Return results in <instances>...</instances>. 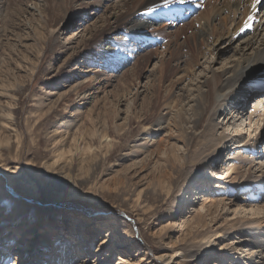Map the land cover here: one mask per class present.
I'll use <instances>...</instances> for the list:
<instances>
[{"label": "rangeland", "instance_id": "374dc122", "mask_svg": "<svg viewBox=\"0 0 264 264\" xmlns=\"http://www.w3.org/2000/svg\"><path fill=\"white\" fill-rule=\"evenodd\" d=\"M141 1L0 0V141L6 145L0 148L4 150L0 152V229L3 228L0 254L7 255L11 249V258L17 260L18 253L22 256L20 249L27 246L38 249L43 236L51 232L57 238L53 257L44 258L50 264L71 261L70 256L61 252L66 237L81 246L77 251L85 249L80 253L84 264H117L119 259L121 264L139 261L161 264L156 256L167 245L165 240L182 248L192 239V234L213 226L216 216H222L218 224L223 223L239 217L232 212L233 208L243 207L250 199L256 201V197L250 198V192L241 189L238 181L234 186L228 184L225 170L232 163L230 154L235 150L231 147L251 140L260 123L264 139V120H261L264 94L257 96L253 91L242 108L243 117L235 115L234 108L222 109L225 114L218 118L222 125L216 136L220 150L193 174L180 178L169 188L153 214H145L144 208L135 206L122 209L103 194L104 188H131L135 193L143 190L145 197L149 173L158 168L154 162L158 158L159 142L177 141L175 128L169 130L168 120L176 108L173 84L183 74L180 70L188 57L184 53L187 48L177 52V47L186 42L185 36H191L190 45L198 51L202 66L207 61L202 56L204 53L208 56L209 42L199 33L201 7L191 14V6H182L178 0L177 9L184 10L188 18L183 19L176 12L169 21L172 23L167 24L163 13L153 11L146 13L149 21L145 24L132 29L123 24L114 28L122 21L120 18L135 15ZM191 2L189 5H196L195 1ZM228 21L230 25V18ZM220 26L221 21L217 20L211 28ZM218 45L229 46L223 40ZM160 59L170 60L168 76L159 82L162 85L150 73L154 66H159ZM197 66L192 68L197 76L201 72L206 76L207 72L202 71L204 66ZM259 97L263 104L258 106V115L245 127L249 116L246 113L257 108ZM225 115L230 116L225 119ZM160 120L167 121L159 125ZM125 122L128 126L118 135L115 126H124ZM5 124L8 125L3 128ZM238 125L245 127L242 135L232 134L229 138L232 128ZM104 132L115 144L108 152L102 144ZM9 136L11 143L7 146ZM74 136L79 139L78 147H74L78 149L74 172L81 165L78 160L81 150L87 147L99 152L98 159L91 162L99 166H94L96 170H92L89 181L66 185L53 171L47 172L44 163L53 159L57 149H69ZM225 143L230 148L228 151ZM261 161L264 163V158L258 160ZM192 178L195 183L187 187ZM205 197L214 201L226 199L229 206L231 203L234 206L229 210L221 205L217 214L206 217L203 227L191 222L176 227L175 232L168 230L178 219L183 222L195 217ZM263 198L264 189L260 196ZM179 203L181 206L185 203L181 215L171 216ZM18 208L22 213H17ZM18 215L24 218L19 220ZM47 221L53 229L45 225ZM164 234L171 236V240H162ZM236 236H226L215 252L183 259V264L234 262L236 253L229 258L227 251L218 254V250L222 244H232ZM102 240L112 242L97 252ZM31 259H24V264H29Z\"/></svg>", "mask_w": 264, "mask_h": 264}, {"label": "bare ground", "instance_id": "6f19581e", "mask_svg": "<svg viewBox=\"0 0 264 264\" xmlns=\"http://www.w3.org/2000/svg\"><path fill=\"white\" fill-rule=\"evenodd\" d=\"M191 1H195L196 5H189L192 3ZM197 1L199 2L197 3ZM209 1H211V3H208ZM208 2L206 0H188L186 4H182V6H191L189 9L194 12L198 11V8L201 7V18L199 20L201 28L199 33L205 37V40H207L209 44L207 45L208 56H206L207 53H204L202 56V58L207 60L205 61L206 66L203 65L204 67L202 66L203 63H200L198 51L190 45L189 41L191 40V36H185L186 42H184V44H178L179 46L177 47V52L187 48V50L183 52L188 54V57H186L183 62L185 63L184 68L180 70L181 72L179 71L183 74L178 76V80L173 84V86L175 85L174 95L176 98V108L173 111V115L168 120L169 130L175 128L177 136L175 139H177V141L169 143L166 139H162L159 142L157 147L158 154H156L158 158L154 162L155 166L158 168H154L155 170L149 173V184L145 197L143 196V190L139 193H135V190L131 188H116L114 190L104 188L105 192H103V194L110 198L115 206L122 209H128L130 206L141 207L144 208L145 214H153L155 210H158L159 204L164 200L165 193H169V188L182 178H187L189 175L193 174L203 163L211 156L216 155L220 150V142L216 136L222 125V122L219 121L218 118H220L221 114H225V112H221L222 109L226 108L232 110L234 108L232 112L235 111V115L243 117L244 110L242 108L246 107L247 101L250 99L248 96L250 95V91H252L250 85H255L256 90H260L257 89L259 86H264V12L257 14L255 21L252 22L253 26L251 29L239 33L240 27L243 26L249 14L251 0H208ZM176 3L177 2L165 7L164 0H142L141 3L137 5L138 9L135 15L120 18L122 21L119 20V22H121L114 28L117 29L120 24H123L125 28L132 29L133 27L145 24L149 21V14H146L148 12L146 11V7L154 8L155 11L163 13L168 20L167 24L172 23L169 21L174 19L176 12L184 18H188V14H186L184 10L181 8L177 9ZM231 14L232 18L230 17ZM261 14L263 15L261 16ZM155 16L158 17L160 15L157 14ZM229 18L231 22L230 25H228ZM217 20L221 21V26L219 28H211ZM220 40H223L226 44H229V46L219 48L220 46H217V43ZM167 51L169 53L172 52L170 48H168ZM158 64L159 66H154V68L150 70L151 75L157 80V84H159L160 81H164L168 76L167 69H169L170 60L160 59ZM197 65H199L200 68L203 67L202 71L207 72L206 76H203L202 72L197 76L196 71L192 69L193 66L195 68ZM218 65L219 67L214 68ZM187 79L189 82H186ZM241 81H243V84H241ZM263 94L264 92L261 96ZM256 95L259 96L258 94ZM155 97H157V95H155ZM260 97L258 98V103L255 105L257 108H252L250 113H246L249 114V116L245 119V127L251 124L255 114L256 116L258 115V106L263 104ZM229 116L227 117V115H225V119H228ZM261 120H264V114L261 115ZM166 121L167 120H160L159 125H162ZM260 124L259 127L256 126L255 138L252 137L251 140L244 141L242 145L234 144V146L231 147V149L235 150L231 154L230 152L228 153L231 155L230 159L232 163L230 167L225 168L227 171L226 177L229 179L228 184L234 186V182L238 181L239 185L240 183L242 185L241 189H244L245 192H250L252 195L250 198L256 197V201L254 202L253 199H250L249 202L243 203V207L233 208L232 212L235 211V214L239 217H233L230 220L227 219L223 223L218 224L220 215L216 216L212 220L213 222L215 221L213 226L206 228L205 231L199 230L197 233L192 234V239L185 243V246L182 248L175 245V242H166L165 240L167 245H164L163 250L156 256V260L161 264H183V259L187 260L194 255H200L202 252H215L216 246L222 242V239L233 234L237 236L234 237L232 244H222L218 250V254L227 251L228 257L230 258L233 253H236L235 261L230 264H264V216L259 215L260 211L264 210V198L260 199L264 189V163H262V161L258 162V160L264 158V139L263 136H261L262 130H259L262 125ZM7 125L8 124L2 126L4 128ZM127 126L128 123L124 126L116 125L115 130L117 134L121 135L120 132ZM245 127L242 125H238L235 128L233 127L228 137L232 138V134L235 137L242 135ZM101 137L103 139V147L108 152L109 149L115 145L113 139H110V136L105 132ZM17 139L19 140V135H17ZM10 141L11 137L9 136L6 141L7 146H10ZM78 142V137L74 136L71 142L72 145L69 149H57L54 151L53 159L44 163L46 171H53L66 185H68L67 183L78 184L89 181L92 170L98 165L91 162L98 159L99 152L96 150L92 151L91 147H87L83 149L84 151L81 150L78 157V160L81 161V165L78 168V172H74L75 152L78 151V149L75 150L74 147H78ZM4 145L5 144L0 141V148H3ZM224 147H226L225 150L227 151L230 149L227 143H225ZM258 155L260 157H258ZM212 174L213 173L210 172V176H212ZM115 183H117V181ZM194 183L195 178H192L191 183H187V187L192 186ZM202 192L204 191H201V193ZM254 192L258 193L255 194ZM186 198L188 199V197ZM148 203H153L155 206L147 208L145 205ZM229 204V202H226V199L214 201L212 198L208 199V197H205L202 199V209L196 213L195 217H190L191 219L184 220L183 222H180L178 219L173 225L168 226V230L171 233L175 232L176 227L182 224H184V226L190 225L191 222H196V226L203 227L206 225L207 216L217 214L221 205L228 207L230 210L234 204L232 205L231 203L230 206ZM181 205L182 204L177 206L175 212L172 210L171 216L178 218L181 215L185 203L183 206ZM238 210L239 212H236ZM16 211L17 213H22L19 208ZM183 217L185 216H181V218ZM23 218V216L18 215L19 220ZM16 224H19V222ZM45 225L49 226V230L53 229L49 221H47ZM1 231H3L2 226L0 232ZM92 232L93 229L91 228L89 233L92 234ZM51 235L50 232L43 236L41 245L38 249H34L35 246H33V249H31L30 246L20 249L22 256H19L18 253L17 260L11 258L13 256L11 249H9L7 255L2 252L0 254V264H24V259L30 257L32 259L29 264H50L48 263V259L44 258L48 256L51 258L53 257L51 255L55 253V239L57 237L53 238ZM152 236L155 237V233H152ZM31 237L28 239L31 241L34 240V238ZM170 237L171 236L164 234L161 238L162 240H164V238L171 240ZM4 238L5 237L2 238L1 244L4 243ZM64 240L65 244L61 252L66 253V256H70L71 261L65 260L63 262L62 260V262L58 264H84L85 262L81 258L82 256L80 253L85 249L82 247L80 251H77L81 246H78L75 240L71 241L68 237ZM111 242L110 240H102L99 243L97 252H100L102 246L105 244L109 245ZM115 243L118 245L121 244V242L117 241ZM18 244L21 245L22 243L18 241ZM211 256L213 255L211 254ZM107 257L112 258L111 256ZM104 261L105 260H103V262ZM140 262L141 261L130 264H140ZM94 264H96V262H94ZM117 264H121L120 259Z\"/></svg>", "mask_w": 264, "mask_h": 264}, {"label": "snow or ice", "instance_id": "6c2138e0", "mask_svg": "<svg viewBox=\"0 0 264 264\" xmlns=\"http://www.w3.org/2000/svg\"><path fill=\"white\" fill-rule=\"evenodd\" d=\"M174 2H177V0H164V6L167 7L168 5H170ZM178 2L180 4H183L185 2V0H178ZM146 11L153 12V11H155V9L150 8V7H146ZM260 12H264V0H251L249 14H248L246 20L244 21L243 26L240 27L239 33H243V32H246V30L251 29L253 26L252 22L255 21L257 14H259ZM239 33H237V34H239ZM241 84H243V81H241ZM259 215L264 216V210H261Z\"/></svg>", "mask_w": 264, "mask_h": 264}]
</instances>
